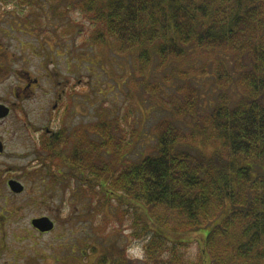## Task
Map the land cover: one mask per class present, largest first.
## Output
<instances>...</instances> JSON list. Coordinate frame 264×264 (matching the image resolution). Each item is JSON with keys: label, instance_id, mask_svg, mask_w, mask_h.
I'll use <instances>...</instances> for the list:
<instances>
[{"label": "trees", "instance_id": "trees-1", "mask_svg": "<svg viewBox=\"0 0 264 264\" xmlns=\"http://www.w3.org/2000/svg\"><path fill=\"white\" fill-rule=\"evenodd\" d=\"M85 6L103 24L97 40L105 44L107 35L120 53H134L141 70L154 64L166 70L208 54L199 71L170 70L189 87L206 76L217 91L206 113L194 88L179 90L181 98L170 101L173 117L154 128L155 152L137 163L118 159L106 178L89 166L104 197L122 193L133 207L141 204L140 264H264V0H89ZM118 120L100 115L83 128L70 165L86 153L124 150L123 141L114 142ZM203 230L198 262L179 255L188 244L180 238ZM134 263L124 255L93 264Z\"/></svg>", "mask_w": 264, "mask_h": 264}, {"label": "rangeland", "instance_id": "rangeland-1", "mask_svg": "<svg viewBox=\"0 0 264 264\" xmlns=\"http://www.w3.org/2000/svg\"><path fill=\"white\" fill-rule=\"evenodd\" d=\"M32 1L34 6L26 8L27 15L20 20L23 34L13 33L7 40L8 46L14 47L17 40H21L26 47H42L48 58L60 62L56 66L60 79L76 84L73 87L75 100L73 104L66 100L69 109L64 114L49 115L46 114L48 109L42 112V129L44 126L52 131L63 128L66 138L60 145L42 143V174L31 176L27 184L29 195L42 188V194L31 193L30 200L42 202V216L53 221L54 228L42 236L33 232L29 220L39 213L38 206L32 205L30 213L22 210L10 218L15 228L13 232L7 231L8 238L14 233L16 240L23 239L22 243L17 241L16 250L20 249L18 251L26 258L33 253L40 255V264H93L102 256L112 259V256L124 255L134 264H140L145 244L136 235L143 217L141 204L133 207L122 193L104 197L101 184L92 180L97 173L89 166L98 167L100 178H106L116 160L133 164L140 161L142 155L154 153L157 146L154 128L160 120L173 117L168 112L172 110L170 101L180 99L182 89L194 88L201 101L200 111H210L217 94L211 80L196 76L189 87L170 70L176 67L174 70L199 71L209 55L204 54L200 61H180L166 70L157 71L156 64L141 70L134 53H120L118 44L107 35L105 44L97 40L96 37L104 34V27L96 21L94 12L86 11L85 4L89 0ZM153 58L156 60L155 56ZM43 62L48 61L43 59ZM100 115H106L109 120L119 119L120 128L113 137L117 145L123 141L124 150L112 149L100 155L86 153L82 162L70 167L68 161L77 149L79 132L97 122ZM185 129L183 131L187 132ZM72 132L77 133L75 140H71ZM73 169L84 175L80 173L73 178L70 171ZM24 197H17L16 203H26ZM150 230H155L154 226ZM205 236V230L182 236L180 240L188 244L179 249V255L197 263Z\"/></svg>", "mask_w": 264, "mask_h": 264}, {"label": "flooded vegetation", "instance_id": "flooded-vegetation-1", "mask_svg": "<svg viewBox=\"0 0 264 264\" xmlns=\"http://www.w3.org/2000/svg\"><path fill=\"white\" fill-rule=\"evenodd\" d=\"M33 6L32 0H0V264H40V255L36 253L23 257L20 249L16 250V243L24 240H16L14 233L8 238L7 231L13 232L15 228L10 218L22 210L30 213L33 205L38 206L39 215L30 218L29 227L38 236L46 234L32 225L43 216L42 202L30 200V195L42 194V188L29 195L27 184L31 176L42 174V143L60 145L66 135L63 128L42 129V112L48 109L49 115L64 114L69 109L66 100L72 104L75 100L76 84L60 79L56 71L60 62L48 58L42 47H26L21 40L14 47L8 46L7 40L13 33L23 34L21 17L27 15L26 8ZM49 67L52 70H46ZM76 134L72 132L71 140H75ZM106 192L103 191L105 196ZM23 196L27 202L16 203V198Z\"/></svg>", "mask_w": 264, "mask_h": 264}, {"label": "water", "instance_id": "water-1", "mask_svg": "<svg viewBox=\"0 0 264 264\" xmlns=\"http://www.w3.org/2000/svg\"><path fill=\"white\" fill-rule=\"evenodd\" d=\"M32 225L42 233H48L53 230L54 224L47 217L37 219L32 222Z\"/></svg>", "mask_w": 264, "mask_h": 264}, {"label": "clouds", "instance_id": "clouds-1", "mask_svg": "<svg viewBox=\"0 0 264 264\" xmlns=\"http://www.w3.org/2000/svg\"><path fill=\"white\" fill-rule=\"evenodd\" d=\"M9 7H11V5H9Z\"/></svg>", "mask_w": 264, "mask_h": 264}]
</instances>
